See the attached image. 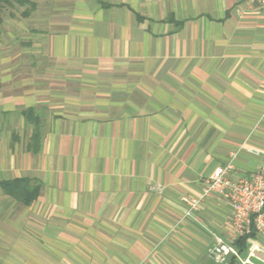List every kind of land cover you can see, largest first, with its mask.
I'll list each match as a JSON object with an SVG mask.
<instances>
[{
    "label": "crops",
    "instance_id": "1",
    "mask_svg": "<svg viewBox=\"0 0 264 264\" xmlns=\"http://www.w3.org/2000/svg\"><path fill=\"white\" fill-rule=\"evenodd\" d=\"M247 2L9 5L0 183L41 190L26 205L0 189V264H218L232 209L213 195L186 216V200L231 154L264 173V8ZM240 255L264 264V239Z\"/></svg>",
    "mask_w": 264,
    "mask_h": 264
},
{
    "label": "built area",
    "instance_id": "2",
    "mask_svg": "<svg viewBox=\"0 0 264 264\" xmlns=\"http://www.w3.org/2000/svg\"><path fill=\"white\" fill-rule=\"evenodd\" d=\"M250 7L264 8V0H248ZM241 12L240 9L237 10ZM236 154H231L226 165L217 167L203 189L201 197L186 200V216L198 212L204 199L213 195L220 196L232 209V237L230 241L218 236L215 245L209 250V256L218 264H229V258L235 257L242 262L235 242L243 236L264 239V173L257 172L251 176H239L236 172ZM260 249L254 245L249 259Z\"/></svg>",
    "mask_w": 264,
    "mask_h": 264
},
{
    "label": "trees",
    "instance_id": "3",
    "mask_svg": "<svg viewBox=\"0 0 264 264\" xmlns=\"http://www.w3.org/2000/svg\"><path fill=\"white\" fill-rule=\"evenodd\" d=\"M16 3L21 6H25L30 3V0H0V17L1 11L4 5H12ZM0 28H1V19H0ZM0 37H1V29H0ZM35 143L37 140H34ZM0 189L7 195L15 198L17 201L29 205L33 203L40 195L41 186L37 182H34L29 179H17L9 182H1ZM254 237L251 236H243L240 237L235 242V247L238 249L240 253H243L247 249L248 240ZM229 264H238L237 258L233 257Z\"/></svg>",
    "mask_w": 264,
    "mask_h": 264
},
{
    "label": "rangeland",
    "instance_id": "4",
    "mask_svg": "<svg viewBox=\"0 0 264 264\" xmlns=\"http://www.w3.org/2000/svg\"><path fill=\"white\" fill-rule=\"evenodd\" d=\"M8 7L9 5H4L2 11H1V33H2V26H3V23H4V18L8 15Z\"/></svg>",
    "mask_w": 264,
    "mask_h": 264
}]
</instances>
